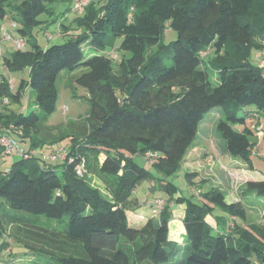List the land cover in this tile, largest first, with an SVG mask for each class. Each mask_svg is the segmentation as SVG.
Returning <instances> with one entry per match:
<instances>
[{
	"label": "trees",
	"instance_id": "trees-1",
	"mask_svg": "<svg viewBox=\"0 0 264 264\" xmlns=\"http://www.w3.org/2000/svg\"><path fill=\"white\" fill-rule=\"evenodd\" d=\"M67 1L0 0V22L18 20L13 27L32 45L3 55L8 77L0 72V101L21 103L27 87L34 94L25 110L3 107L0 127H9L28 153L48 154L70 140L66 162L36 155L3 164L0 235L9 231L15 238L16 229L26 237L16 236L24 249L52 264H264V225L243 226L248 207L242 199L228 204L225 192L214 189L195 201L169 181L217 108L225 114L218 131L226 151L256 172L251 156L259 141L247 123L264 118V69L254 65L264 50V0H99L70 26L62 22V32L75 26L77 33L44 49L34 40L35 29H45L39 18ZM167 31L177 40L165 44ZM89 44L97 53L87 59ZM115 50L129 57L115 63ZM79 68L87 69L76 82L90 94L89 113L66 128L46 126L57 110L58 81ZM25 70L28 79L12 89L10 77ZM208 70L217 73V86ZM186 179L193 184L194 174ZM144 182V205L163 200L165 208L137 224L129 216L131 198ZM250 194L264 199V176L246 182L242 196ZM179 210L182 232H175ZM13 211L58 221L68 215L69 225L62 232L44 229Z\"/></svg>",
	"mask_w": 264,
	"mask_h": 264
},
{
	"label": "rangeland",
	"instance_id": "rangeland-1",
	"mask_svg": "<svg viewBox=\"0 0 264 264\" xmlns=\"http://www.w3.org/2000/svg\"><path fill=\"white\" fill-rule=\"evenodd\" d=\"M91 2H98L99 0H90ZM101 3V2H100ZM73 0H69L64 3H57L52 5L54 8V15H42L39 19L46 22L43 26L35 29L34 31V40L44 49L52 47L55 45H62L71 35L77 33L73 26L68 32H62L61 27L62 22L70 26L73 20L78 16L72 10ZM67 9H70L69 11ZM67 12V14H62ZM13 22L19 23L18 20L8 19L4 22V32L0 35V72L4 74L5 77H8L6 72L2 70V55L6 53H11L17 50L15 41H21L23 38L17 33L13 27ZM49 22V23H48ZM51 35L49 38L47 35ZM7 35H12L10 39H6ZM177 40V34L173 31H167V36L165 38V44ZM121 40L118 41L120 43ZM264 44V41H263ZM32 47L31 43L26 42L25 50H30ZM87 47L92 48L91 51L87 49L85 53L86 58L97 53L94 45H87ZM108 52V51H107ZM264 55V50L256 53L254 65L260 67V62L264 60L261 59V56ZM114 59L115 63H118L121 58L129 57V53L124 51L115 50ZM87 69L79 68L74 72H64L58 81L59 89V100L57 104L56 112L49 117L45 122V125L52 128H66L68 123H73L79 120L90 111V94L88 91L77 85V79L86 72ZM209 77L213 85L217 86L219 83L218 75L212 70H208ZM14 79L13 86L14 90L19 88L21 80L28 79V70H25L20 73H16L11 76ZM120 96V95H119ZM34 99V94L32 93L29 87L25 88L23 91V97L21 103L17 104H3L0 101V110L3 107H9L13 111L19 112L32 102ZM25 110V109H24ZM33 110L41 117L43 114L39 108H33ZM220 120H225V114L222 108H217L210 113H208L204 121L199 127V133L194 141L193 145L189 149L187 155V160L184 161L181 170L173 177L169 178V181L173 182L177 186L179 192L182 196L194 199L197 201H203V194L210 192L214 189H219L225 192L226 202L231 204L238 200L240 197H243V190L246 188V182L252 179L255 175H252L249 171L248 164L243 160L237 157L228 156L226 157V152L223 145L225 146V141L220 136L218 131V123ZM247 126L254 131L258 138V146L252 152L251 159L253 158L254 165L257 167L258 171L264 173V119L257 118L253 121L247 123ZM242 126L235 125L236 130L240 129ZM9 127H0V134H9L11 137L15 135L11 134ZM18 134L24 139L26 138L22 130H17ZM27 139V138H26ZM22 147H26L27 144L20 142ZM70 140L64 141V143L57 144L53 147L52 151L58 148H65L69 152ZM51 151V152H52ZM44 151H36V155L40 156ZM0 156H2V161L6 160L4 156V151L0 147ZM185 157V158H186ZM195 158V159H194ZM13 162L12 158H9L6 162L10 165ZM137 162L142 166H148L142 158H137ZM254 167V166H253ZM186 173H193L195 180L193 184L189 185L186 179ZM155 177H158L154 172ZM90 185L94 188H98L101 192L106 195L105 188L93 176H88ZM147 183H142L137 189V194H134L131 198L133 202L138 198L141 206H139V212L144 213L147 216H150L151 209L144 205L145 195L148 191ZM243 201L247 208V217L246 220L241 222L245 228H249L254 225H264V199L250 194L243 197ZM256 202V203H255ZM247 203V204H246ZM250 203H254L251 206ZM16 214L24 215L26 218L35 222L38 227L64 231L69 225V216L66 215L60 221L49 219L45 216H33L24 212L13 211ZM129 216L132 217V213L129 212ZM12 228V227H11ZM11 230V234H14V229ZM176 230V229H174ZM9 231L7 234L0 235V264H52L49 260L46 259H35V256L28 252L22 247V244L16 241V236L26 239L24 234L17 233L15 229V238L9 237ZM14 236V235H13Z\"/></svg>",
	"mask_w": 264,
	"mask_h": 264
},
{
	"label": "built area",
	"instance_id": "built-area-1",
	"mask_svg": "<svg viewBox=\"0 0 264 264\" xmlns=\"http://www.w3.org/2000/svg\"><path fill=\"white\" fill-rule=\"evenodd\" d=\"M90 0H74L73 1V11L78 14H83L86 11V8L90 5ZM49 38H51V35H47ZM11 37L8 36L7 39H10ZM17 50H23L26 47V41H15ZM207 53H202V56H205ZM112 58L116 59V56H114V53L112 54ZM264 55L261 56V59L263 60ZM260 67L264 69V60L260 62ZM13 80H9V83L11 85V88L14 89L13 86ZM3 104H9L8 100H4ZM0 147L4 151V156L6 157V160L2 161V156H0V169L3 166V162L7 161L9 158H12L13 161L16 158H23V159H29L33 156H36V152L28 153L22 145L11 135L9 134H0ZM40 157L44 161L48 162H66L68 159V151L65 148H58L53 150L52 152H49L48 154H41ZM148 157H151V155H148ZM72 161V160H70ZM6 171H9V166L6 168ZM77 174L80 177H83L85 174V168L84 165H80L77 167ZM165 208V203L163 200H156L151 207V213L154 217H159L162 213V211Z\"/></svg>",
	"mask_w": 264,
	"mask_h": 264
},
{
	"label": "crops",
	"instance_id": "crops-1",
	"mask_svg": "<svg viewBox=\"0 0 264 264\" xmlns=\"http://www.w3.org/2000/svg\"><path fill=\"white\" fill-rule=\"evenodd\" d=\"M4 22L5 21H3V22H0V35L2 34V32H4ZM8 36H10V35H7L6 36V39H7V37ZM12 36V35H11ZM10 36V37H11ZM13 37V36H12ZM6 54H9V53H6ZM6 54H3V55H6ZM3 55H2V57H3ZM1 63H2V60H1ZM2 71L3 72H6V70L4 69V67H3V65H2ZM10 77V76H9ZM10 79L11 80H13L14 81V79L12 78V77H10ZM14 89H15V86H14ZM261 118H263V117H261V116H259V119H261ZM264 119V118H263ZM223 147H224V150H225V152H226V157H228V156H230V154L226 151V147L223 145ZM228 155V156H227ZM187 157H188V155H187ZM187 157L185 158V160H187ZM195 159V158H194ZM252 162H253V158H252ZM253 166H254V170L256 171L255 173H252V175H255L252 179H258V178H261V175L262 176H264V173H262V172H260V171H258V169H257V167L254 165V163H253ZM196 181V180H195ZM136 194H137V192H136ZM254 195V194H253ZM146 197H148V193L146 192V195H145V198ZM240 199H242L243 200V197H240L238 200H236V201H234V202H237V201H239ZM234 202H231V203H234ZM244 202V201H243ZM245 203V202H244ZM256 203V202H255ZM144 204H145V201H144ZM247 204V203H246ZM251 204V206H253V204L254 203H250ZM139 206H141V203L139 202V200H138V198H136L133 202H132V204H131V212L130 213H132V220L133 221H135L137 224H142V223H144L145 222V217H146V215L144 214V213H140L138 210H139ZM248 206V205H247ZM182 217H183V212H182V210H179V214L177 215V218L175 219V221H173L172 223H171V227L173 228V229H176L175 230V232L177 231V230H179L180 232H182V224H181V219H182Z\"/></svg>",
	"mask_w": 264,
	"mask_h": 264
}]
</instances>
